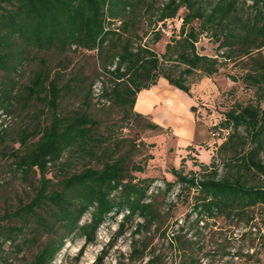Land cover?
<instances>
[{"label": "trees", "instance_id": "1", "mask_svg": "<svg viewBox=\"0 0 264 264\" xmlns=\"http://www.w3.org/2000/svg\"><path fill=\"white\" fill-rule=\"evenodd\" d=\"M239 2L215 0L203 5L201 0H165L155 6L151 0H0V112L7 111L17 100V76L25 64L33 61L39 66L31 72L26 94L34 98L44 93L50 110L48 123L35 132L37 138L30 145L29 136L21 138L15 150L13 163L21 176L29 180L31 174L38 173L39 178L30 201L17 211L0 215V249L4 242H13L14 232L20 230L2 224L13 214H30L37 233L56 234L29 264H50L72 233L84 238L75 257L78 260L85 245L95 241L97 229L109 215L122 214L117 235L125 231L127 222L140 218L135 222L133 236L156 224L159 215L155 196L162 188L157 186L148 193L153 179L131 175L123 157L114 156L115 148L105 145L99 121L86 110L59 112L58 100L65 85L58 84L59 75L46 65L43 55L51 51L64 53L69 48L96 50L103 57L102 68L109 81L99 99L121 107L126 111L125 118L134 115L148 119L142 124L146 128L165 130L133 109L136 95L163 77L191 96L192 83L217 73L219 59L197 48L203 32L214 36L220 48L234 46L237 57H247L252 65L243 61L242 80L262 92L264 99V0H251L249 15L240 12ZM181 7L186 11L178 34L170 37L161 54L145 43L135 44L136 30L145 16H153L151 22L157 26L174 18ZM160 38V30L155 31L153 42ZM91 95L87 90V105ZM195 109V105L190 106L193 113ZM215 126L225 128L227 135L211 161H199V168L188 173L171 167L175 179L163 183L166 190L177 185L192 193L188 216L195 214L194 224L215 215L242 218L250 208L264 205V184L258 183L264 178V102L237 104L222 113L217 123L209 125ZM216 155L223 160L222 173L215 164ZM52 165H56L61 177L59 188L49 190L51 179L47 173ZM41 206L48 216L35 211ZM88 211L89 219L81 223ZM132 250L138 251L135 242ZM102 256L103 253L99 260ZM154 258L150 257L146 264ZM188 258L192 255L178 264Z\"/></svg>", "mask_w": 264, "mask_h": 264}, {"label": "rangeland", "instance_id": "2", "mask_svg": "<svg viewBox=\"0 0 264 264\" xmlns=\"http://www.w3.org/2000/svg\"><path fill=\"white\" fill-rule=\"evenodd\" d=\"M151 1L158 6L165 0ZM201 1L203 5H208L215 0ZM250 5L251 0H240V12L249 15ZM185 11L181 7L174 18L157 26L151 22L153 16H145L136 30L135 44L145 43L161 54L170 37L178 34ZM193 24L198 26L197 21ZM157 30L161 32V38L153 42ZM196 45L199 52L217 57L221 66L217 73L192 83L191 96L169 84L165 78L158 79L156 84L159 85L153 91L169 85L175 97L172 101L170 96L152 92V98L161 96L155 102L157 110L154 117L165 130L146 128L142 124L148 119L134 115L125 118L123 114L126 111L121 107L109 104L104 98L99 99L98 94L104 85H109V81L102 68L103 57L96 50L69 48L64 53L51 51L43 55L46 65L59 75L58 84L65 85L58 100L59 112L67 114L86 110L99 121V132L105 137V145L115 148L114 156L123 157L131 175L136 179H153L148 193L157 186L162 188L155 196L159 211L157 222L149 229L142 228L133 236L135 222L140 220L136 217L127 222L124 232L117 235L122 214L109 215L97 229L95 241L85 245L78 260L75 257L84 244V238L72 233L50 264H146L152 256L155 258L151 264H178L190 255L192 258L182 264H264V205L250 208L242 218L215 215L194 224L195 214L188 216L191 213L192 193L181 190L177 185L171 190L164 189V180L175 179L170 173L171 167L181 168L188 173L199 168V161L208 158L211 161L227 131L220 126L209 127L210 121L218 122L222 113L237 104L264 102L263 93L242 80L245 71L243 61L250 65L252 63L247 57H237L234 46L220 48L215 37L207 32L200 35ZM226 53L231 56L225 57ZM38 66L36 61L23 66L17 76V100L7 111L0 112V215L17 211L35 194L38 173L31 174L29 180H25L15 167L13 158L19 140L29 136L27 145H30L37 138L35 132L38 128L48 123L50 110L44 93L29 98L25 91L32 70ZM89 89L92 95L87 105L85 95ZM190 97L196 103L194 115L197 122L190 130L192 138L204 141L209 131V139L202 143L204 148L199 152L185 148L182 144L184 141L176 138L174 133V126L187 128L189 117L186 114L191 111L189 104L192 103ZM140 108L146 109L145 106ZM214 161L218 172L222 173V158L216 155ZM136 167H142V170H136ZM47 177L51 179L49 190L58 189L61 172L56 165L50 166ZM261 179L262 182L258 183L264 184V178ZM35 211L41 216H48L42 206ZM89 217V211L85 212L80 222H85ZM2 224L20 230L14 232L13 242L6 241L2 245L0 264H29L43 244L56 238L52 232L37 233L36 222L30 214H13ZM134 242L137 252L132 250Z\"/></svg>", "mask_w": 264, "mask_h": 264}, {"label": "crops", "instance_id": "3", "mask_svg": "<svg viewBox=\"0 0 264 264\" xmlns=\"http://www.w3.org/2000/svg\"><path fill=\"white\" fill-rule=\"evenodd\" d=\"M158 85H159V83L154 85L153 87L149 88L148 90H141L140 92H138V94L136 95V100H135V104H134V108H135L134 110L141 112L142 114L147 115L155 123H160V121L158 119H156V117H154V111L156 112V110H157V108L155 106V102L161 96H156V97L153 96V98H152V92H154L153 88L157 87ZM140 95H142L144 98H146L149 101L148 105H146L147 102L143 105L146 107V109H144V110L136 107V102H137ZM190 102H192L191 104H189L190 106L196 104L192 97H190ZM186 116L189 117V121L187 122V128L174 126V128H175L174 133L177 136L176 138H179V139L184 141V142H182V144L184 145L185 148L190 147V149H194V150L199 152L200 149L203 147L202 143L206 142V140L209 139V131L207 130L208 138L206 140H204V141L194 140L192 138V134H191L190 130H193V128H194L193 126H195L197 124V122L195 120V115L192 111H188V114H186ZM198 156H200V155L198 154ZM209 159L210 158H208L207 160H203L202 162L208 163Z\"/></svg>", "mask_w": 264, "mask_h": 264}, {"label": "bare ground", "instance_id": "4", "mask_svg": "<svg viewBox=\"0 0 264 264\" xmlns=\"http://www.w3.org/2000/svg\"><path fill=\"white\" fill-rule=\"evenodd\" d=\"M166 82V81H165ZM172 87L169 85L163 86L156 91H154L157 95H167L170 96L171 100L174 101L175 97L172 96ZM147 102V99L144 98L142 95L139 96L137 102H136V107L140 108L143 107V105Z\"/></svg>", "mask_w": 264, "mask_h": 264}, {"label": "built area", "instance_id": "5", "mask_svg": "<svg viewBox=\"0 0 264 264\" xmlns=\"http://www.w3.org/2000/svg\"><path fill=\"white\" fill-rule=\"evenodd\" d=\"M117 22H119V21H117ZM99 95V94H98ZM215 123H217V121H210L209 122V124L211 125V124H215Z\"/></svg>", "mask_w": 264, "mask_h": 264}]
</instances>
